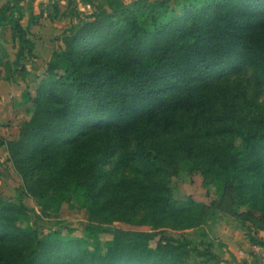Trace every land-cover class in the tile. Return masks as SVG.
Listing matches in <instances>:
<instances>
[{
    "label": "trees",
    "instance_id": "obj_1",
    "mask_svg": "<svg viewBox=\"0 0 264 264\" xmlns=\"http://www.w3.org/2000/svg\"><path fill=\"white\" fill-rule=\"evenodd\" d=\"M15 9H0V27L19 45L13 62L0 49L7 80L24 74L21 59L34 48ZM95 9L64 38L31 120L7 148L29 195L60 201L79 190L113 241L103 254L57 232L39 237L21 227L29 216L21 205L0 198V264L207 257L183 233L202 227L212 208L176 201L170 188L183 166L220 188L216 210L251 223V242L264 248V0H203L170 19L166 2L103 0Z\"/></svg>",
    "mask_w": 264,
    "mask_h": 264
},
{
    "label": "rangeland",
    "instance_id": "obj_2",
    "mask_svg": "<svg viewBox=\"0 0 264 264\" xmlns=\"http://www.w3.org/2000/svg\"><path fill=\"white\" fill-rule=\"evenodd\" d=\"M93 2V5L89 2ZM103 0H0V9L16 6L15 17L21 18L22 26L29 40L34 44L32 51H25L20 67L24 74L13 72L11 79L0 66V198L19 203L27 212L28 219L21 227L37 236L57 232L64 241L78 240L90 252L105 254L113 241V236L103 230L106 225L91 220L87 204L79 190L70 197L39 200L28 194L21 176L9 161L7 144L19 139L20 129L32 118L38 84L52 64L59 62L58 55L63 49V40L72 27L90 20L96 12L95 6ZM127 8L135 2L158 6L166 2L170 7L168 19L180 15L190 4H200L203 0H122ZM172 10L174 12H172ZM92 20V19H91ZM167 20V19H166ZM19 45L12 39L9 28L0 27V49L6 50L9 60L16 59ZM60 73L61 71H56ZM264 101V96H263ZM170 188L176 201L193 200L212 208L204 225L184 236L203 251L207 257L201 259L191 255L188 264H261L264 260L262 249L251 242L255 229L251 223L239 220L229 209L218 211L223 192L214 185H208L199 174H190L183 166L178 176L170 181ZM229 208V207H227ZM221 209V208H220ZM245 212L241 209L239 213ZM101 226V227H100ZM113 227L122 230L150 231L149 227H134L114 223ZM168 236L179 237L178 233L168 232ZM264 238V232H260Z\"/></svg>",
    "mask_w": 264,
    "mask_h": 264
},
{
    "label": "crops",
    "instance_id": "obj_3",
    "mask_svg": "<svg viewBox=\"0 0 264 264\" xmlns=\"http://www.w3.org/2000/svg\"><path fill=\"white\" fill-rule=\"evenodd\" d=\"M262 251L264 252V249H262ZM263 255H264V253H263ZM260 263L264 264V260L263 261L260 260Z\"/></svg>",
    "mask_w": 264,
    "mask_h": 264
}]
</instances>
